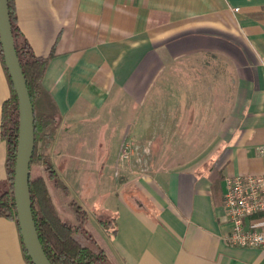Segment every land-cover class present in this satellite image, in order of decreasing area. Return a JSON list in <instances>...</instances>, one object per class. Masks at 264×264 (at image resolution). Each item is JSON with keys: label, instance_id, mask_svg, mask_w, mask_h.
<instances>
[{"label": "crops", "instance_id": "crops-1", "mask_svg": "<svg viewBox=\"0 0 264 264\" xmlns=\"http://www.w3.org/2000/svg\"><path fill=\"white\" fill-rule=\"evenodd\" d=\"M13 4L36 55L53 54L42 85L61 115L48 150L54 168L55 159L77 161V132L88 137L96 127L104 138L97 141L99 165L110 160L102 159L107 135L121 138L110 166L120 201L107 218L116 233L91 217L118 264H264L260 250L228 244L224 207L227 178L264 173V0ZM207 57L224 62L231 80L214 86L203 76L194 87L191 62ZM224 84L231 89L228 112L200 113L196 125V117L185 114L190 105H206L202 90ZM11 95L0 59V196L7 159L2 110ZM175 137L189 139L168 145L167 138ZM175 152L184 155L176 158ZM0 264H28L18 226L5 217Z\"/></svg>", "mask_w": 264, "mask_h": 264}, {"label": "trees", "instance_id": "trees-1", "mask_svg": "<svg viewBox=\"0 0 264 264\" xmlns=\"http://www.w3.org/2000/svg\"><path fill=\"white\" fill-rule=\"evenodd\" d=\"M9 10L16 51L34 108L36 142L31 161L30 196L34 221L44 252L51 264H118L105 237L82 206L78 204L75 206V221L62 217L58 212L48 187V181L58 185L57 172L52 165L48 150L60 126L61 115L52 96L42 85L53 54L47 57L36 55L17 25L13 0H9ZM0 59L12 90V95L4 103L2 110L1 139L6 143L7 159L6 190L0 196V217L14 221L20 231L14 198L20 125L19 104L5 66L1 44ZM35 165H41L47 177H34L32 169ZM99 223L107 233L111 235L116 233L114 220L101 219ZM22 249L28 264H33L23 243Z\"/></svg>", "mask_w": 264, "mask_h": 264}, {"label": "rangeland", "instance_id": "rangeland-1", "mask_svg": "<svg viewBox=\"0 0 264 264\" xmlns=\"http://www.w3.org/2000/svg\"><path fill=\"white\" fill-rule=\"evenodd\" d=\"M191 66L193 69L192 72L189 73V78L192 82L196 83V86L194 87H197V81L203 76L204 78L206 77L208 84L214 86L215 82L219 85L221 84L219 82L222 80L224 83L231 80L228 71L226 74L224 73V71L228 69L227 65H224V62H214L211 58L207 57V59L192 60ZM189 78H185V81L189 80ZM192 91L193 89L190 90L191 93ZM203 91L207 92L205 98L206 105H190V109L185 113L187 114L189 112L196 117V121H194L196 125L199 121L200 113L204 114L206 111L214 114V112H217L224 116L226 112H228L225 103L231 93L229 85L226 86V84H224V87L210 88L202 90V92ZM195 92L197 93L198 89H195L194 93ZM115 117L117 118L118 115ZM211 118L214 117L208 116V119ZM96 131V127L91 128V134L88 135V137L77 132L74 138L78 139V143L77 145H72L76 146L78 149L76 154L78 157L77 161L64 162L62 159L54 160L58 185H55L53 181H48V187L52 194H54V199L56 200L62 215L68 220H70V217H75V206H77V204L82 206L89 213L90 217H99L102 220H107L108 214L113 215V213H116L118 210L117 206L120 201L116 194L118 180L115 178V176H117L116 173L113 172L114 170L110 166H114V162H111L118 156L121 138H119L118 135L113 137L107 135L105 142L109 146V151L108 154H102V159L108 156L110 160L99 165L97 157L98 154L101 153L97 152V141L100 140V142H103L104 138H99ZM184 139L189 138H167V144L171 145V142L174 141L176 145V143L179 144L178 141L182 142ZM193 139V137L190 138V141ZM197 139L198 138H196V140ZM174 147L178 150L177 146ZM70 148L72 149L73 147ZM70 155L74 156L75 154L71 152ZM165 155H169L170 158L173 154L168 150ZM182 155L184 154L181 152H175L174 154L176 158ZM32 170V175L34 177H47V174L41 165L33 166ZM58 186L60 188H56Z\"/></svg>", "mask_w": 264, "mask_h": 264}, {"label": "water", "instance_id": "water-1", "mask_svg": "<svg viewBox=\"0 0 264 264\" xmlns=\"http://www.w3.org/2000/svg\"><path fill=\"white\" fill-rule=\"evenodd\" d=\"M0 44L5 66L19 104L20 125L14 177V198L22 243L33 264H51L40 242L32 211L30 176L36 142L35 115L15 47L9 0H0Z\"/></svg>", "mask_w": 264, "mask_h": 264}, {"label": "built area", "instance_id": "built-area-1", "mask_svg": "<svg viewBox=\"0 0 264 264\" xmlns=\"http://www.w3.org/2000/svg\"><path fill=\"white\" fill-rule=\"evenodd\" d=\"M224 207L231 223L228 244L264 254V173L227 178Z\"/></svg>", "mask_w": 264, "mask_h": 264}]
</instances>
